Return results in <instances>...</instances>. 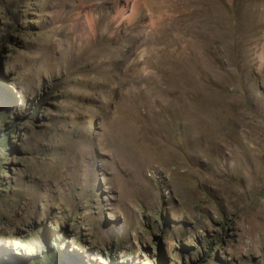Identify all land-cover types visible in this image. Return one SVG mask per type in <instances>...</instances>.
Wrapping results in <instances>:
<instances>
[{"label": "rangeland", "instance_id": "1", "mask_svg": "<svg viewBox=\"0 0 264 264\" xmlns=\"http://www.w3.org/2000/svg\"><path fill=\"white\" fill-rule=\"evenodd\" d=\"M0 264H264V0H0Z\"/></svg>", "mask_w": 264, "mask_h": 264}, {"label": "bare ground", "instance_id": "2", "mask_svg": "<svg viewBox=\"0 0 264 264\" xmlns=\"http://www.w3.org/2000/svg\"><path fill=\"white\" fill-rule=\"evenodd\" d=\"M71 1H73V0H71ZM194 116H196V115H194ZM192 118V117H191ZM195 119V117L193 118V120ZM200 120V119H199ZM198 120V121H199ZM203 120V119H202ZM196 121V120H195ZM194 121V122H195ZM201 122V121H200ZM201 124H203V123H201ZM207 124V123H206ZM200 125V124H199ZM201 126V125H200ZM200 126H196V124H195V127H194V133H196V139H194V141H193V146H194V148H197V149H200L201 151H203L204 152V155L205 156H209L208 154L209 153H207L208 151H207V149H204L203 148V143H202V137H201V130L200 129H202ZM209 126V125H208ZM208 130V129H207ZM206 130V131H207ZM210 130H211V128H210ZM203 131V130H202ZM214 131V130H213ZM220 131V130H219ZM208 132V131H207ZM193 133V134H194ZM222 133V132H221ZM207 134V133H206ZM210 133H208L207 135H209ZM205 135V134H204ZM206 135V136H207ZM211 137V136H210ZM206 138H208V137H206ZM219 139V138H218ZM221 139V138H220ZM212 140V139H211ZM211 140L209 141V142H211ZM224 141V140H223ZM207 142H208V139H207ZM206 144V143H205ZM231 145V144H230ZM228 143H224V144H219V145H217V148H216V150H217V154H224V155H226V157H225V163H226V165L227 166H229V167H233L234 166V160L236 159V155L239 153H244L243 151L244 150H242V148L240 149V146H239V149L240 150H238V148L236 149L235 148V145H234V148L233 147H231ZM233 146V145H232ZM194 150V149H193ZM209 150V149H208ZM172 151V150H171ZM174 152H175V150H173ZM196 151V150H195ZM200 152V151H199ZM223 155V156H224ZM199 157V156H198ZM200 159V158H199Z\"/></svg>", "mask_w": 264, "mask_h": 264}]
</instances>
